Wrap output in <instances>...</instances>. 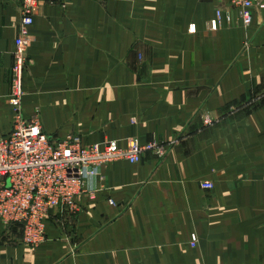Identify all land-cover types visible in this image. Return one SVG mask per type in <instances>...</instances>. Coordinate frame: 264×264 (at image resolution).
Returning a JSON list of instances; mask_svg holds the SVG:
<instances>
[{
	"label": "crops",
	"instance_id": "obj_1",
	"mask_svg": "<svg viewBox=\"0 0 264 264\" xmlns=\"http://www.w3.org/2000/svg\"><path fill=\"white\" fill-rule=\"evenodd\" d=\"M20 15L0 0V138ZM31 35L25 118L166 153L101 167L36 248L0 223V264H264V9L247 28L232 0H40Z\"/></svg>",
	"mask_w": 264,
	"mask_h": 264
},
{
	"label": "built area",
	"instance_id": "obj_2",
	"mask_svg": "<svg viewBox=\"0 0 264 264\" xmlns=\"http://www.w3.org/2000/svg\"><path fill=\"white\" fill-rule=\"evenodd\" d=\"M38 2L19 0L21 15L14 42L13 89L9 98L16 117L12 131L0 138V223L8 230L20 227L27 247H38L46 240L52 211L74 214L85 195L94 198L89 183L101 167L117 161L138 164L147 152L166 153L163 146L144 145L137 138L130 139L127 148L110 143L84 144L78 136L57 141L43 130L37 118L24 117L25 74L30 64L31 29ZM232 3L245 27L252 23L255 6L264 9V3L257 0ZM217 26L218 22L213 21L212 28ZM202 188L212 190L214 183L205 181ZM197 241V236L192 235V247H196Z\"/></svg>",
	"mask_w": 264,
	"mask_h": 264
},
{
	"label": "rangeland",
	"instance_id": "obj_3",
	"mask_svg": "<svg viewBox=\"0 0 264 264\" xmlns=\"http://www.w3.org/2000/svg\"><path fill=\"white\" fill-rule=\"evenodd\" d=\"M40 1V0H39ZM37 5H38V3H37ZM37 9V8H36ZM241 18V17H240ZM229 19V18H228ZM241 21H242V19H241ZM252 21H253V18H252ZM217 22H218V26L220 25V20H217ZM242 24H243V21H242ZM244 25V24H243ZM251 25H252V23H251ZM250 25V26H251ZM217 26V27H218ZM245 26V25H244ZM249 26V27H250ZM248 28V27H247ZM28 67H29V65H28ZM23 100V99H22ZM14 109V108H13ZM14 112H15V117H16V111L14 110ZM22 114H23V110H22ZM24 115V114H23ZM13 127H14V125H13ZM93 144H95V143H93ZM145 145V144H144ZM164 148H165V146H163ZM165 150H166V148H165ZM161 156H163V155H161ZM210 191V190H209ZM94 195H95V193H94ZM2 225V224H1ZM49 225V224H48ZM48 225H47V228H48ZM3 226V225H2ZM4 227V226H3ZM11 229H18L20 232H21V234H22V229L20 228V227H18V226H13ZM10 229V230H11ZM49 229V228H48ZM48 229H47V236H48ZM47 239V238H46ZM46 241V240H45ZM44 241V242H45ZM191 241H192V238H191ZM22 244L23 245H25L26 246V244L24 243V241H23V239H22ZM42 244V243H41ZM40 244V245H41ZM192 246V245H191ZM27 247V246H26ZM30 248H36V247H30Z\"/></svg>",
	"mask_w": 264,
	"mask_h": 264
}]
</instances>
